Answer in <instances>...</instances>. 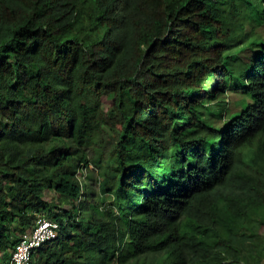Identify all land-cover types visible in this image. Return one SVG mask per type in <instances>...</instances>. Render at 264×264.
<instances>
[{"label": "trees", "instance_id": "1", "mask_svg": "<svg viewBox=\"0 0 264 264\" xmlns=\"http://www.w3.org/2000/svg\"><path fill=\"white\" fill-rule=\"evenodd\" d=\"M259 27L264 0H0V264L40 214L33 264H261Z\"/></svg>", "mask_w": 264, "mask_h": 264}, {"label": "built area", "instance_id": "2", "mask_svg": "<svg viewBox=\"0 0 264 264\" xmlns=\"http://www.w3.org/2000/svg\"><path fill=\"white\" fill-rule=\"evenodd\" d=\"M59 229V221L43 214L38 215L32 227L20 235L9 264H33L34 253L46 242L56 239Z\"/></svg>", "mask_w": 264, "mask_h": 264}, {"label": "rangeland", "instance_id": "3", "mask_svg": "<svg viewBox=\"0 0 264 264\" xmlns=\"http://www.w3.org/2000/svg\"><path fill=\"white\" fill-rule=\"evenodd\" d=\"M257 31L262 34L264 36V27H259L257 28ZM253 53V49L246 47L244 48L241 52H240V59L241 60H246V61H250V56ZM213 81L214 80H210L209 82L206 83L207 86L212 87L213 86ZM223 98H225V100L227 101L228 107H229V112H235V111H239L241 109V106L244 104L245 101V94L241 91H236V90H231L229 91L226 95L222 96ZM250 100V99H249ZM213 117V116H212ZM213 125L216 127H222V125H224L225 123V119L223 118H211ZM112 144V140L108 137V135L104 136L100 142V148L99 151L102 150H106V148L109 147V145ZM90 155L93 156V152H90ZM107 164H109L108 160L106 161ZM96 165L95 164H90L89 166V174L88 177L84 178V180L86 179V181H88L89 184V189L91 191H95L98 192V184L96 183L95 179L98 177V170L95 168ZM54 196L53 199H56L57 196L55 197V195L53 193H49L48 197H52ZM51 199V198H49ZM101 200H105V197H101ZM59 205H63L62 202H58ZM262 233H264V228L262 229ZM147 261H151L153 264H158V260L156 258H152V257H148L146 259ZM261 264H264V259L262 260Z\"/></svg>", "mask_w": 264, "mask_h": 264}]
</instances>
